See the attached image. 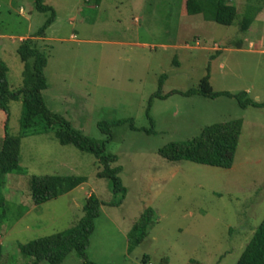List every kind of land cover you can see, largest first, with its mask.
I'll list each match as a JSON object with an SVG mask.
<instances>
[{
    "label": "rangeland",
    "instance_id": "obj_1",
    "mask_svg": "<svg viewBox=\"0 0 264 264\" xmlns=\"http://www.w3.org/2000/svg\"><path fill=\"white\" fill-rule=\"evenodd\" d=\"M225 2L237 9L230 26L184 13V0H43L56 13L45 37L34 40L48 59L45 102L117 157L127 193L110 204L122 195L98 176L97 158L37 125L21 140L20 168L1 178L8 201L0 217L2 264H31L19 246L74 227L91 195L106 203L86 250L91 263L146 264L147 256L148 264H237L264 220V0ZM49 17L36 0H0V67L8 68L11 90L24 85L21 41ZM204 78L213 92L232 96L184 95ZM161 82L164 98L151 101ZM241 93L251 101L245 108L235 97ZM8 110L9 133L21 136L22 101H11ZM237 120L231 168L159 154L208 126ZM5 121L0 109V145ZM100 124L109 125L111 137ZM47 175L86 182L35 205L31 180ZM145 216L148 234L130 252ZM61 264L84 259L71 252Z\"/></svg>",
    "mask_w": 264,
    "mask_h": 264
},
{
    "label": "trees",
    "instance_id": "obj_2",
    "mask_svg": "<svg viewBox=\"0 0 264 264\" xmlns=\"http://www.w3.org/2000/svg\"><path fill=\"white\" fill-rule=\"evenodd\" d=\"M185 5V6H184ZM186 7V8H185ZM36 8L43 13H50L45 25L32 37L21 41L17 50L24 63V85L19 90H11L7 78L8 68L2 64L0 67V109L6 114L5 135L0 145V187L3 186L1 178L20 168L21 140L27 133L39 124L46 130L55 129L58 141L66 146L73 145L83 152L93 154L99 164L98 176L110 182L114 194L122 195L118 201L110 204L118 205L126 196L127 189L120 178L121 168L116 166L117 157L107 153L104 143H100L75 129L72 124L61 115L51 111L44 99L43 92L48 89V80L45 69L48 59L35 44V38H43L47 28L56 19L53 7L45 5L43 0H36ZM191 15L204 14L207 20L215 21L224 26H230L237 16L235 6L225 0H184L183 11ZM247 27V25H246ZM163 82L160 83L159 92L154 98H164L161 94ZM246 94V93H245ZM237 97L242 107L251 104L250 100L242 101L246 95ZM185 96L201 95L208 98H217L221 95L232 96L229 93H215L211 90L209 79L204 78L200 86L184 93ZM21 100L23 103V117L21 121V136H12L9 133V103ZM122 123H125L124 121ZM121 123V124H122ZM120 124V123H119ZM100 129L110 136L109 125L100 124ZM133 126V125H132ZM134 128V127H133ZM241 132V121H230L206 127L202 133L191 141L171 143L160 149L159 154L172 162L190 161L197 164L219 168H231L237 151ZM111 137V136H110ZM86 182V178L75 175L69 176H34L31 180V197L35 205H42L48 201L72 192ZM7 199L0 192V217L7 210ZM102 202L96 195H91L83 207L84 217L72 228L63 232L33 240L19 246V253L31 264H40L43 261L49 264H61L67 255L76 252L84 259V264H94L87 260L86 250L90 245V238L95 230V220L100 217ZM145 216L134 227L130 241V252L140 245L147 236ZM134 231V230H133ZM143 261L148 264L146 256ZM3 263V251L0 246V264ZM237 264H264V220L253 234Z\"/></svg>",
    "mask_w": 264,
    "mask_h": 264
}]
</instances>
